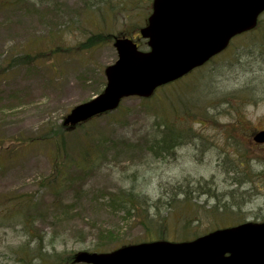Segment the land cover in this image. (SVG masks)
<instances>
[{
    "label": "rangeland",
    "instance_id": "1",
    "mask_svg": "<svg viewBox=\"0 0 264 264\" xmlns=\"http://www.w3.org/2000/svg\"><path fill=\"white\" fill-rule=\"evenodd\" d=\"M11 1L0 0V205L17 199L10 209L25 207L10 218L0 212V264H18L13 250L29 235L66 258L95 245L106 252L159 235L180 242L226 224L264 223V145L250 135L264 131V55L254 57L253 34L234 38L211 64L164 90L193 87L172 100L201 104L190 113H204L177 117L191 134L173 154L147 153L159 109L135 97L81 127L63 128L74 141L57 148L54 134L65 116L102 91L103 71L117 59L112 41L103 39L137 40L152 0ZM259 20L256 36L264 35V14ZM247 45L245 72L237 60ZM244 85L262 87L257 99L233 100L229 109L220 97ZM83 145L92 151L86 162ZM129 192L147 205L130 209ZM24 219L33 221L26 232Z\"/></svg>",
    "mask_w": 264,
    "mask_h": 264
},
{
    "label": "water",
    "instance_id": "2",
    "mask_svg": "<svg viewBox=\"0 0 264 264\" xmlns=\"http://www.w3.org/2000/svg\"><path fill=\"white\" fill-rule=\"evenodd\" d=\"M139 30L148 49L115 38L117 59L104 69L103 91L72 108L63 123L77 124L115 110L124 98H149L154 91L202 67L235 37L254 30L264 0H152ZM264 142V131L255 135ZM78 264H264V223L217 229L191 241L158 240L110 252L75 254Z\"/></svg>",
    "mask_w": 264,
    "mask_h": 264
},
{
    "label": "trees",
    "instance_id": "3",
    "mask_svg": "<svg viewBox=\"0 0 264 264\" xmlns=\"http://www.w3.org/2000/svg\"><path fill=\"white\" fill-rule=\"evenodd\" d=\"M8 4L10 6L13 5L11 0H9ZM259 22H260V20H259ZM253 32H249V33L243 34L241 36H245L249 39V36H251V34H253L252 36H254L255 40L252 41V46L255 48V51H256L254 57L262 56V55H264V35L260 34L259 36H256V34H254ZM122 35H124V34H120V36H122ZM99 36H100V34L90 38L86 45L88 46V43L93 42L94 39L99 37ZM103 40L111 41V38L107 36ZM243 51H245L244 52L245 54L243 56H239L237 61H238L239 65L241 67H243V70L246 72V69L249 66V61L246 62V60H244L243 62H240V60L243 58H250V56H251L250 55V47L247 45L245 48H243ZM210 62H208L206 65L211 64ZM185 78L180 79L174 83H171L169 85H166L164 87L159 88L158 91L150 98V99L156 101L155 109H159V110H154V112H153L154 117L159 114V116L157 117L158 122H157V125H155L153 127V131H152V133L155 135H153L151 138H149L147 140L148 144L146 147L147 153L153 158H160V157H163L165 155L173 154L174 153L173 150L178 145H181L183 143V141H185L189 138V135L191 134V130L189 128H186V127L184 128L182 126H179V121L177 120L178 116L183 115V114L186 117H195V116L203 117L204 116V113H202V112L200 113V115H196V114L191 115V113H190V110H192L195 106H200L201 104H198V105L191 104L188 107V105L185 103V99H181V100H178L176 102H173V100H172V97H179V96H181V93H183V92L186 93L185 91L190 90V89L192 90L193 87H188L186 85L184 87L178 88L173 93L171 92L169 94L167 92L168 95L163 93L164 90L167 89L168 87L173 88L175 90L176 86H178L179 83L185 81ZM206 88L211 89L210 86H208V85ZM261 88H262L261 86H255V87L252 86L250 88L248 85H244V87H241L238 90H232V91L226 92L225 94H223L220 97V99L223 100V103L226 106H228L229 109H233V104H232L233 100L238 101L240 104H242L244 102H253L257 99V98H252L253 95L258 96V94H260V92H261ZM159 93H161L160 97L158 95ZM208 98H209V95H207V99ZM141 100L145 101L143 99H141ZM165 103H168L167 108L164 107ZM228 110H225V111L228 112ZM221 113H223V112H220V114ZM83 125H85V124H81L78 127H81ZM63 128L64 127L62 125L61 128L56 130V132L54 134L56 137L55 139H56V147L57 148L61 147L60 145L62 143L64 144V143H68V141H70V142L74 141L73 138L70 139V136H71L70 134H62L61 130H64ZM60 134H62V135H60ZM80 154L84 157L82 159V161L86 162L87 158L90 156V154H92V151L89 150L86 145L85 146L83 145L82 147H80ZM64 158H66L65 152H64ZM64 160L66 161V159H64ZM80 160L81 159H77L75 161L79 162ZM82 161L79 162V164H81L83 166ZM71 162H73V161L71 160ZM177 195H178V193H177ZM127 196L129 197V199H128V201H126L124 203H127L130 206V209L131 208L136 209V208H138V206L140 204L146 203L143 199H139L138 195H134L132 192H129L127 194ZM189 199L191 200V197H189ZM139 201H143V202L139 203ZM182 201H186V198H183ZM18 202H19V200H17V199L8 200V202L4 201V203L0 205V207H1L0 212H2L5 209V212H7L6 218H10L13 215H18V213H20L21 211H24L25 203H23L22 206H17V208L15 210L10 209V207L17 204ZM7 203H8V205L10 204L8 206L9 207L8 211H6ZM121 203H123V202H121ZM165 204L167 205L166 209H168L169 208V200ZM178 204H179V202H175L176 206ZM145 205H147V203ZM11 210H13V211H11ZM32 223H33V221H31V220L27 221L26 219H24L23 226L21 228L23 229V231L26 232L27 231V224L31 227L33 225ZM160 226H162V224ZM184 236H185V234H184ZM193 236L196 237L198 235L193 234ZM29 237H30V241L25 242L24 244H21V247L17 248L18 251L13 250L14 254L17 255L16 261L18 264H72L73 263V261H74L73 256H67L66 258H61V256L56 252L49 253L41 238L37 237L36 239H33L30 235H29ZM158 238L159 239L162 238L161 235H159ZM116 242H117V240L112 242V243L107 242L105 244L108 246H115V245H118V244H116ZM122 245L123 244L118 245L117 247L122 246ZM101 249H102V247H98V245H95L93 247V251H100Z\"/></svg>",
    "mask_w": 264,
    "mask_h": 264
},
{
    "label": "flooded vegetation",
    "instance_id": "4",
    "mask_svg": "<svg viewBox=\"0 0 264 264\" xmlns=\"http://www.w3.org/2000/svg\"><path fill=\"white\" fill-rule=\"evenodd\" d=\"M255 134H257V132H254L253 134H250V135H252V141L255 143V144H257V145H264V142H262V143H257V142H255L254 141V136H255ZM234 225H236L235 223H233V224H228V225H226V226H220V228H225V227H231V226H234Z\"/></svg>",
    "mask_w": 264,
    "mask_h": 264
}]
</instances>
